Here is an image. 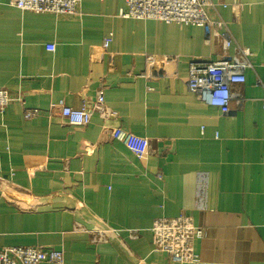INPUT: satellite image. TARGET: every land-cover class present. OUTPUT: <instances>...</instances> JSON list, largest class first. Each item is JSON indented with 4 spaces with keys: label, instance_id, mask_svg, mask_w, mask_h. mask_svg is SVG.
Listing matches in <instances>:
<instances>
[{
    "label": "crops",
    "instance_id": "0c3cea01",
    "mask_svg": "<svg viewBox=\"0 0 264 264\" xmlns=\"http://www.w3.org/2000/svg\"><path fill=\"white\" fill-rule=\"evenodd\" d=\"M212 1L235 43L251 52L243 107L231 102L227 114L186 84L191 60L221 52L201 27L121 17L124 0H80L72 16L0 0V89L22 97L0 114V178L9 183L0 185V247L59 250L62 264H188L153 250L150 231L156 218L184 214L202 229L198 264H264V0H236L237 22L233 0ZM100 88L117 113L104 123L94 113L74 128L53 108L80 107ZM26 108L40 113L25 119ZM114 129L147 138L145 158ZM30 157L45 165L31 176ZM77 224L117 235L92 243Z\"/></svg>",
    "mask_w": 264,
    "mask_h": 264
},
{
    "label": "built area",
    "instance_id": "2783aa9c",
    "mask_svg": "<svg viewBox=\"0 0 264 264\" xmlns=\"http://www.w3.org/2000/svg\"><path fill=\"white\" fill-rule=\"evenodd\" d=\"M80 0H10L9 4L21 12L52 13L60 16H72L77 13ZM125 9L119 15L133 19H155L164 23H175L184 26H197L204 30L205 42L209 45L217 40L221 52L216 60H191L187 69L186 84L188 89L200 99L207 96V102L218 107L222 113H230V103L236 109L243 107L244 96L239 87L245 83V70L250 67L251 52L235 43L229 26L219 17L218 5L212 0H124ZM224 4V3H222ZM225 5V4H224ZM232 20H239L240 3L233 0ZM112 41L109 33L103 38L102 48L106 49ZM233 49V54L229 49ZM48 51L54 46L46 45ZM147 62L159 63L168 61L166 57L146 55ZM19 93L13 96L7 89H0V114L13 101L21 102ZM264 106V95L261 99ZM62 121L71 127L82 128L88 125L94 113L102 122L116 117V112L105 104L103 89H98L93 99H84L80 107L65 105L62 101L54 107ZM38 108L24 109V118L38 116ZM110 133L119 138L125 147L138 159L148 153L149 142L145 137L121 129ZM26 171L29 176L36 169L44 168L38 157L27 160ZM1 179V178H0ZM27 207V206H25ZM74 230H84L91 234L92 243L108 241L116 237L115 229H104L101 225L84 228L77 224ZM153 250L165 253L174 263L198 264L199 259L194 251V240L202 236V229L197 227L190 216L184 214L176 217L156 218L150 227ZM128 237H138V230H127ZM51 262L63 263V254L59 250L40 246H2L0 247V264H40Z\"/></svg>",
    "mask_w": 264,
    "mask_h": 264
},
{
    "label": "rangeland",
    "instance_id": "374dc122",
    "mask_svg": "<svg viewBox=\"0 0 264 264\" xmlns=\"http://www.w3.org/2000/svg\"><path fill=\"white\" fill-rule=\"evenodd\" d=\"M8 185L9 183H8V181H6V180H4V179H0V185ZM9 186V185H8ZM10 186H12V185H10ZM13 188V187H12ZM15 190V189H14ZM17 191L18 192H22V191H19V190H16L14 193H17ZM11 194V193H10ZM25 195H28L27 193H25V192H23V196L22 197H24ZM26 198H29V196H27Z\"/></svg>",
    "mask_w": 264,
    "mask_h": 264
}]
</instances>
